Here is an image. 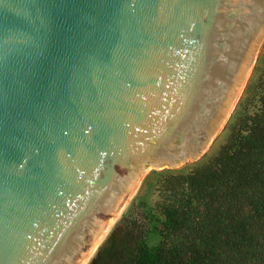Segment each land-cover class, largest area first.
Here are the masks:
<instances>
[{
	"label": "water",
	"instance_id": "1",
	"mask_svg": "<svg viewBox=\"0 0 264 264\" xmlns=\"http://www.w3.org/2000/svg\"><path fill=\"white\" fill-rule=\"evenodd\" d=\"M263 50L264 0H0V264H92L227 137Z\"/></svg>",
	"mask_w": 264,
	"mask_h": 264
},
{
	"label": "trees",
	"instance_id": "2",
	"mask_svg": "<svg viewBox=\"0 0 264 264\" xmlns=\"http://www.w3.org/2000/svg\"><path fill=\"white\" fill-rule=\"evenodd\" d=\"M256 100L215 153L161 181L157 246L143 221L124 216L92 264H264V71Z\"/></svg>",
	"mask_w": 264,
	"mask_h": 264
},
{
	"label": "rangeland",
	"instance_id": "3",
	"mask_svg": "<svg viewBox=\"0 0 264 264\" xmlns=\"http://www.w3.org/2000/svg\"><path fill=\"white\" fill-rule=\"evenodd\" d=\"M264 71V50L259 56L258 60L253 66L251 77L249 80L248 88L242 105L241 113L255 111L257 103V85L259 78ZM226 138L221 142L224 143ZM220 144V145H221ZM219 145V146H220ZM219 146L212 152L215 153ZM165 176H151L136 203L131 211L128 213L130 219H138L143 221L148 229L147 242L150 248H155L160 241L158 234L159 222L161 221L160 215L155 211V204L159 200L160 183Z\"/></svg>",
	"mask_w": 264,
	"mask_h": 264
}]
</instances>
